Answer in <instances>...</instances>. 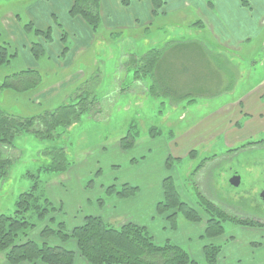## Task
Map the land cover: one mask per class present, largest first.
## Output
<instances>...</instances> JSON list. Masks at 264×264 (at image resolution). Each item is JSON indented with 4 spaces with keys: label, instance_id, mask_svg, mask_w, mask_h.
Masks as SVG:
<instances>
[{
    "label": "rangeland",
    "instance_id": "374dc122",
    "mask_svg": "<svg viewBox=\"0 0 264 264\" xmlns=\"http://www.w3.org/2000/svg\"><path fill=\"white\" fill-rule=\"evenodd\" d=\"M35 1L37 0H0V46L6 48L9 61L0 65V109L17 118L32 117L72 102L73 98L83 91L94 96L101 107L99 108L100 113L91 116L84 115L78 123L71 125L68 129L58 128L56 132L59 136L53 140H39L34 134L27 133L16 136L12 147L2 149L3 158L10 162V166L5 179L0 182V215L13 214L18 196L31 189L33 185L31 178L38 175V193L49 200L56 211L44 213V218L40 220L36 213H28L27 220L36 224V227L31 229L28 234L31 232L36 234L37 242L42 241L50 244L56 241V246L70 241L75 242L79 258L84 264H87L78 252L76 240L69 239L61 243L55 236L43 238L44 228H56L58 223H63L64 230L70 234L73 229L84 224L85 218L89 216L86 213L91 211L93 205H95L96 211L101 213V217L105 214L108 215V213L103 214L102 211L105 200H128L140 192V188L135 187L138 188V192L133 197H118L117 193L121 186L127 185L123 184V177L138 179L143 175V172L136 173L132 170L126 172V170L129 167L135 169L134 166L142 162L149 164L152 160L151 166L156 165L159 170V189L162 195L161 201L155 206V218L162 217L163 222L168 225L167 231L173 232L177 231L182 223L204 224L205 230L202 238H205L206 243L222 246L216 258V264H219L221 258H227L223 251L225 246L217 244L219 238L223 239L229 235V231L241 226L256 227L264 224V147H259L258 145L261 144L256 143L257 140L264 139V134L254 138L249 137L251 135L249 132L239 135L236 130L243 129L245 122L235 125L237 111L243 101H240V97L264 80V61L262 62L263 66L256 67V70L248 69L249 60L243 61L237 56L238 59L233 58L232 60L224 53L213 56L211 52L201 53L196 48L190 47L184 52L187 54V58L202 71L198 77L201 87L199 86L200 88L197 89L193 87L194 90L201 89L202 93L199 94L209 96L212 92L223 89L222 84L226 88V83L229 82L233 83L230 94L217 95L212 98L206 96L207 99L197 98L181 103L163 97L152 98L148 93L145 99L141 98L143 94L141 86L133 83L132 61L135 62L142 54L150 50L163 49L168 43H201L197 37L199 31L192 28V24L197 23V19H194L191 13L192 9L181 7L182 0H163L166 1V10L169 12L162 13L164 11L162 8L155 16L156 21L152 28L145 29V32L139 37H136V33L132 30L104 31L100 19L95 32L90 29L96 35V39L92 46L94 52L92 50L88 55V63L77 59L73 65H67V58L71 59L72 57L65 52L61 59L64 62V69L69 68V71L59 69L53 63L51 66L47 60V63L43 62L38 85L32 89L20 91L18 86L13 85L14 82L7 80V77L28 70L25 67L24 59L26 47H19L18 44H25L21 43V39L14 42L11 37L9 26L12 20L9 16L18 12L22 24L29 27L30 20L26 15L25 8ZM126 1L129 3L125 5V8L131 10L135 8L143 20L149 0H137L136 3V0ZM35 26L36 23L31 30L25 29L32 44L46 39L40 33L36 34ZM77 37L80 44V37ZM203 45L205 46V44ZM69 46H71V41L68 39L65 47ZM15 52H18L19 56L12 58L11 55ZM180 52L181 49H177L161 58L168 69H173L176 64H179L177 55H180ZM66 55L67 58L64 61ZM161 69H163L162 66ZM148 80L149 78H146L144 82H148ZM175 81L179 83L178 79ZM181 82H183L182 87H190L189 82L180 80ZM184 83L185 85H183ZM43 90L46 92L37 95ZM47 91L53 95L47 94ZM56 92L57 94L54 95ZM63 92L70 93L68 99H65V94H61ZM133 105L138 106L137 109ZM222 108L225 111L223 117L225 129L217 143L216 139H212L214 134L210 130L200 134L199 132L195 134L192 131L191 134L182 137L189 127L197 125L201 119L209 116V113ZM133 124L137 127L136 133L138 134L131 138L132 134L128 131L131 130ZM244 129L250 128L246 126ZM228 131L231 132L227 133ZM223 139L226 142H232L231 145L234 143V145L222 149L217 148V146L222 147L220 141ZM127 143H132L131 148L124 150L123 145ZM185 145H190V147L184 148ZM163 147H167V149ZM57 148H64L67 168L61 170L62 168L58 166L49 167L46 171L41 172V168L44 170L51 166L53 161L45 152ZM214 155H224V158ZM176 158H180V160ZM219 158L224 160L218 166L215 165L216 168L213 167L214 162ZM205 165L213 168L205 169ZM204 169L208 172L205 177H202L204 179L202 187L210 197L199 199L198 191L193 188V181L194 175ZM148 170L150 171V168ZM235 175L239 177L238 186H233L229 182ZM75 176L84 177L81 181V188L84 192L82 198L85 197V201L83 206L78 208L76 202L80 200L81 195L78 193L76 183L70 180ZM173 177L176 179L178 177V182L182 183V186L184 185L190 196L192 194L195 202L193 203L194 207L190 206V208L198 213L199 221L190 222L183 215L177 214V210L159 213L158 207L164 200L163 183L166 179H171L179 199L183 202ZM189 184H192V187ZM51 186H54V193H49ZM130 187L134 186L130 185ZM204 202L216 210H211ZM88 203L90 206L85 207V205L88 206ZM217 213L227 217V219L225 217L218 219L224 229L223 234L209 238L206 236L208 219L212 216L218 217ZM173 215L175 218L172 223L169 219ZM101 217L96 218H100L101 221L112 227L124 226L117 227L120 224V220L117 218L111 219L113 224H110ZM163 235L164 231L161 236ZM167 239L169 238L164 239L161 243L156 241L154 243L158 245L165 242L174 243ZM208 244L203 246L202 261H204V248ZM0 258L1 264H8L3 255ZM191 261L201 264L200 261L192 259ZM73 264H75V257Z\"/></svg>",
    "mask_w": 264,
    "mask_h": 264
},
{
    "label": "crops",
    "instance_id": "0c3cea01",
    "mask_svg": "<svg viewBox=\"0 0 264 264\" xmlns=\"http://www.w3.org/2000/svg\"><path fill=\"white\" fill-rule=\"evenodd\" d=\"M136 2L137 0L135 3ZM128 3L129 2L126 0H100L99 13L101 26L104 31L123 32L126 30H132L136 33L135 36L139 37L145 32V29L152 28L156 19L152 13L153 8L151 0L147 2L145 10L146 14L143 20L140 18L138 10L135 11V8L132 10L125 8V5ZM28 5L29 7L25 8V12L30 20L29 27L22 24L23 22L18 12H16V14L12 13V17L8 15L12 20L11 25L9 26L11 37L14 42L21 39V43L25 44H18V46L21 48L26 47L24 51V59L26 62L25 67L28 70L37 71L40 75L43 62L47 63L49 61L51 66L53 63L55 67L64 71H69V68L64 69V62H62L63 59H61V57H64L65 52L72 57L69 59V57L67 58V55L65 56L64 61L67 58V65H73L77 59H79L78 61L81 59L86 61L84 63H88V55L92 50V52H94L92 46L95 42L96 35L83 22V20L70 17L69 13L72 8V0H37ZM166 5L167 3L165 1L163 6L164 11H162V13L169 12V10H166ZM180 6L192 9L191 13L193 18L197 19V22L199 23L198 27L195 26L192 28L196 29L195 31H199L197 37L200 39L201 43L205 44L206 49L213 55L224 53L231 57L232 60L237 57H240L243 61L249 60L250 66H247L248 69L251 68L256 70V67L263 66L262 62L264 59L260 58V52L261 48L264 46V0H182ZM34 23H36L35 27L37 28L35 32L37 31L40 33L42 37H44L42 34L48 33L45 36V40L42 39L37 43L41 45L42 49V52L38 57L33 56L31 38H29L25 32V29L27 31L31 30ZM63 36H65L64 42L62 41ZM77 36L80 37V44ZM68 39L71 41V46L65 47V43ZM65 48L67 49L66 51ZM12 55L13 57H18L19 53L15 52ZM256 56H258L257 59H254ZM227 83L226 87L229 88ZM136 84L141 86L143 91L141 98L145 99L148 88L151 85L150 79L148 82L142 81ZM222 86L223 89L220 90V95L230 94L231 91L224 92L223 90L226 88H224V84H222ZM230 86L231 88L229 89L232 90L233 83ZM48 91L47 94L53 95V93ZM44 92H46V90L39 92L37 95L43 94ZM232 93L234 94V91ZM56 94L57 92L54 93V95ZM61 94H65V99H68L70 95L68 92H63ZM240 101H242V105L239 106L237 111L235 125L245 122L244 128L248 126L250 129L246 130L243 128L241 130H236V132L239 133V135L249 132L251 133L249 137L252 138L264 134V80H261L257 86L249 89L248 93H243V96L240 97ZM135 107L137 109L138 106ZM224 114L225 111L223 108L221 110L217 109L211 114L209 113V116H205L206 118L201 119L197 125L189 127L182 137H186L188 134H191L192 131L195 134L198 132L200 134L210 130V132L214 134L212 139H216L215 141L217 143L225 129V122L223 120ZM229 132L231 131H228L227 133ZM243 139L245 138L243 137ZM243 139H241V141H243ZM263 140L264 139L257 140L258 142L256 143L261 144L258 145L259 147H264V143L262 144ZM220 142L222 147L217 146V148L222 149L234 145V143L231 145L232 142H226L224 139ZM167 147L163 148L167 149ZM188 147H190V145L184 146V148ZM168 150L170 151V149ZM214 156H221L224 158V155ZM223 158L217 159V161L214 162L215 164L213 167L216 168V166L221 164L224 160ZM176 159L180 160V158ZM151 165L152 160L149 164L147 162H142L135 165V169L129 167V169L126 170V172H129V170L135 171L136 173L143 172L142 177L138 179H134L133 177L122 178L124 182L123 184L140 188V192L137 196L121 201L105 200L102 211L103 214L108 213V215L105 214L101 217V213L96 211L95 205L91 206V211L86 214L92 217H101L104 221L110 222V224H113V222L110 221L111 219L113 220V218H117L120 220V224L117 227L126 224L144 227L157 243H161L164 239L169 238L167 240L180 246L188 254L190 259L200 261L199 263L204 264V261H202V249L204 245L208 244L206 243L207 241H205V238H202L205 230L204 224L182 223L177 231L173 232L171 230L167 231L168 225L163 222L162 217L157 216L155 218V206L161 201L162 195L159 189L160 179L158 167L156 165L154 167ZM213 167H206L205 165L204 168L210 169ZM149 168L150 171L148 170ZM205 169L198 171L194 175L193 188L195 191H198L197 197L199 199L202 197H210L202 187L204 184V179L202 177H205V174L208 172V170L206 171ZM72 178L70 180H73L76 183L78 193L81 195L80 200L76 202V207L78 208L83 206L85 201V197L82 198L84 192L81 188V181L84 177L75 176L73 179ZM173 181L177 186V191L183 202L194 207L193 203L195 201L192 198V194L190 196L189 192L184 188V185L182 186V183L178 182V177L177 179L173 177ZM189 186L192 187V184H189ZM49 193H54V186L49 187ZM87 205L88 206L85 205V207L90 206L89 203ZM73 222L75 221L73 220ZM163 231L164 235L161 236ZM228 234L229 235L223 239L219 238V242H217V244L225 246L223 251L227 256V258H221L219 264H262V262H264V224L256 227L241 226L240 228L229 231ZM35 235L36 234L33 232L29 233L28 239L37 241L38 239ZM50 244L56 245L57 242L55 241ZM61 247L75 253V264H84L77 254L75 242H67L61 245Z\"/></svg>",
    "mask_w": 264,
    "mask_h": 264
},
{
    "label": "trees",
    "instance_id": "16d2710c",
    "mask_svg": "<svg viewBox=\"0 0 264 264\" xmlns=\"http://www.w3.org/2000/svg\"><path fill=\"white\" fill-rule=\"evenodd\" d=\"M153 16H156L163 8V0H151ZM100 0H72L70 10L71 18H80L83 22L95 32L100 23ZM199 26V23L192 25ZM37 32V31H36ZM38 33V32H37ZM48 33L42 34L44 37ZM65 36H63L64 42ZM32 54L38 57L41 52L40 44H32ZM196 48L201 53L208 50L201 43L190 42L168 43L163 49H153L134 61L133 83H139L149 78L151 85L148 88V94L152 98H167L174 102L193 101L197 98L207 99L206 96L199 94L201 85L198 83V77L202 74L200 67L195 66L187 58L184 50ZM181 49L180 55H177L179 64L173 69H168L162 61L163 56L169 52ZM67 49L65 48V51ZM208 53H210L208 51ZM215 56V55H213ZM7 50L0 46V65L8 63ZM13 57V55L11 56ZM260 57L264 58V47ZM161 66L163 69H161ZM40 75L37 71L25 70L8 76L9 82L18 86L20 91H25L36 87L39 83ZM178 79L189 82L190 87H182V83H177ZM7 84H9L7 82ZM232 83H227L231 88ZM185 85V83L183 84ZM200 86V87H199ZM9 87V86H8ZM226 87L224 92L231 89ZM220 95V91L212 92L208 98ZM100 103L87 91L81 92L73 98L72 102L62 104L51 111L44 112L27 118H17L8 115L0 109V182L7 175L10 162L3 158L2 149L12 147L16 136L32 133L39 140H53L59 136L56 130L58 128L68 129L71 125L79 122L82 116L100 113ZM128 133L131 138L137 135V127L133 124ZM155 130V129H151ZM132 143L123 145L124 150L131 148ZM52 161L51 166L60 167L61 170L67 168V158L64 148L52 149L45 152ZM199 167L197 168V170ZM33 185L29 191L20 194L15 203V211L11 215H0V256L8 264H20L27 262L30 264H73L75 253L64 249L61 246L51 245L47 242H37L27 238L28 232L36 227L27 220V214L36 213L40 219H43L44 213L56 211L55 207L41 193H38L39 176L31 178ZM164 200L158 207L159 213H165L170 210H177L186 220L196 222L200 220L198 213L183 203L175 190L171 179H166L163 183ZM138 188L122 185L117 193L120 198H130L136 195ZM206 206L208 204L204 202ZM209 207V206H208ZM211 210L215 211L211 206ZM31 211V212H30ZM216 218L212 216L208 219L206 236L209 238L218 237L223 234V227L218 219L220 217L227 219L226 215L217 213ZM173 215L169 221L173 223ZM38 219V218H37ZM239 223V222H236ZM242 225H247L241 223ZM63 223H58L56 228L45 227L42 237L47 238L55 236L59 242L63 243L69 239L76 240L78 252L87 264H195L191 261L188 254L178 245L165 242L161 245L154 243L152 236L144 227L127 224L120 228L112 227L101 221L100 218L88 216L84 224L77 227L68 234L63 227ZM221 247L216 244H208L204 248L205 264H216V258L221 251ZM1 261V258H0ZM1 264V262H0Z\"/></svg>",
    "mask_w": 264,
    "mask_h": 264
},
{
    "label": "water",
    "instance_id": "95a60500",
    "mask_svg": "<svg viewBox=\"0 0 264 264\" xmlns=\"http://www.w3.org/2000/svg\"><path fill=\"white\" fill-rule=\"evenodd\" d=\"M229 182L233 186H238V184H239V177L237 175H235V176H233V178Z\"/></svg>",
    "mask_w": 264,
    "mask_h": 264
}]
</instances>
